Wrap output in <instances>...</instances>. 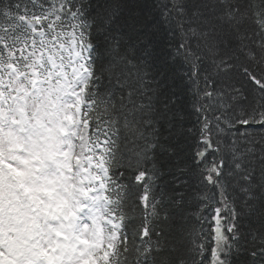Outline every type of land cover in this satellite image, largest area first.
<instances>
[{"label":"snow or ice","instance_id":"6c2138e0","mask_svg":"<svg viewBox=\"0 0 264 264\" xmlns=\"http://www.w3.org/2000/svg\"><path fill=\"white\" fill-rule=\"evenodd\" d=\"M88 260L264 264V0H0V264Z\"/></svg>","mask_w":264,"mask_h":264},{"label":"rangeland","instance_id":"374dc122","mask_svg":"<svg viewBox=\"0 0 264 264\" xmlns=\"http://www.w3.org/2000/svg\"><path fill=\"white\" fill-rule=\"evenodd\" d=\"M87 264H93V262L91 260H88Z\"/></svg>","mask_w":264,"mask_h":264},{"label":"trees","instance_id":"16d2710c","mask_svg":"<svg viewBox=\"0 0 264 264\" xmlns=\"http://www.w3.org/2000/svg\"><path fill=\"white\" fill-rule=\"evenodd\" d=\"M243 258H244V256H243V254H241V257H240V259H241V260H243Z\"/></svg>","mask_w":264,"mask_h":264},{"label":"clouds","instance_id":"9594fccd","mask_svg":"<svg viewBox=\"0 0 264 264\" xmlns=\"http://www.w3.org/2000/svg\"><path fill=\"white\" fill-rule=\"evenodd\" d=\"M85 264H87V261H85Z\"/></svg>","mask_w":264,"mask_h":264}]
</instances>
